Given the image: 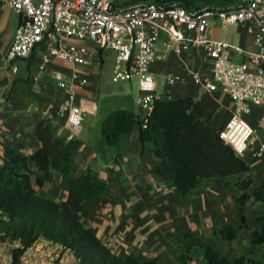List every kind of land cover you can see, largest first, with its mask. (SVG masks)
I'll return each mask as SVG.
<instances>
[{
	"label": "crops",
	"instance_id": "1",
	"mask_svg": "<svg viewBox=\"0 0 264 264\" xmlns=\"http://www.w3.org/2000/svg\"><path fill=\"white\" fill-rule=\"evenodd\" d=\"M17 24V16L2 7L0 166L5 148L16 150L24 156L40 148L34 137L35 122L39 120L54 128L55 137L68 141L65 139L67 130L64 120L57 113L67 91L57 87L54 76H61L67 82L69 66L51 61L45 65L44 70L39 71L40 59L33 52L30 58L17 61V71L12 73L3 61V54ZM230 28L223 32L216 25H211L208 36L214 40L237 44L246 50L253 49L252 38L243 29ZM162 51L159 47L160 56L163 55ZM88 57L91 61L89 67L78 69L79 76L86 80V84L74 88L76 103L83 101L88 112L80 133L73 139L76 147L70 165L78 175L87 171L95 173L98 179L106 183V190L99 204L88 206V214L82 226L92 230L117 258L132 257L139 263L155 260L156 264H179L177 257L189 242L192 243L189 252L191 264H207L203 258L206 247H210L220 258L245 257L261 262L264 244L252 243V234L262 227L258 219L259 206L253 204L252 200L240 203L242 191L236 184L245 177L250 178L251 185L243 191L250 195L264 183V162L253 160L249 150L238 156L249 167L247 175L203 180L186 197L181 196L170 181L154 173L159 160L153 156L149 144L141 143L138 121L133 122L130 134L121 136L114 146L109 147L103 143L101 125L110 114L125 110L142 120L144 111L135 105L137 85L134 96L123 92L122 88L113 87L119 83L111 82L112 53L95 52L94 47L88 45ZM186 62L201 75L209 74L208 62L200 54L192 52L186 57ZM149 71L156 85L155 92L164 96L160 99L190 98L198 103L197 118L201 122L217 130L226 125L234 109L232 99L219 90L203 92L201 87L190 80L173 56L158 59L149 67ZM167 73L178 74L180 82L173 86L166 85ZM131 82L124 83L132 85ZM263 112L264 105L250 106V115L246 120L255 126ZM38 176L37 166H32V182ZM33 186L39 197L55 202L66 200L67 189L54 171L49 173L42 187H35L34 182ZM226 227H237L235 238L225 239L219 235ZM62 259L65 264H78L67 252Z\"/></svg>",
	"mask_w": 264,
	"mask_h": 264
},
{
	"label": "built area",
	"instance_id": "2",
	"mask_svg": "<svg viewBox=\"0 0 264 264\" xmlns=\"http://www.w3.org/2000/svg\"><path fill=\"white\" fill-rule=\"evenodd\" d=\"M18 18L12 40L3 61L12 73L15 63L39 56L38 70L51 61L69 66L68 81L54 76L57 87L66 90V98L57 113L64 120L65 139L73 140L81 131L87 106L76 103L74 88L84 86L79 68L91 64L88 45L96 51L113 54L112 83L136 80L135 105L149 115L156 93L149 67L158 59L173 56L190 80L203 92L221 91L228 95L234 109L219 138L237 156L251 150L253 160L264 162V112L252 126L246 117L250 106L264 105V0H240L236 6L208 7L187 12L180 7H166L145 2L128 8L116 6V0H0ZM211 25L237 27L252 38L253 49L211 39ZM163 50L158 54V48ZM200 54L208 62L207 76L190 68L186 57ZM180 76L167 73L168 86L180 82ZM259 131L263 136H259ZM19 243L0 237V264H65L61 247L38 240L14 262Z\"/></svg>",
	"mask_w": 264,
	"mask_h": 264
},
{
	"label": "trees",
	"instance_id": "3",
	"mask_svg": "<svg viewBox=\"0 0 264 264\" xmlns=\"http://www.w3.org/2000/svg\"><path fill=\"white\" fill-rule=\"evenodd\" d=\"M166 7H180L187 12L198 0H143ZM116 6L119 7L116 3ZM120 8V7H119ZM202 10V9H201ZM198 103L190 98L182 100L157 99L149 115L142 120L130 111L118 110L101 125L102 141L114 146L118 139L131 132L134 121L139 122L138 136L142 144H149L153 156L159 160L154 173L171 182L181 196L186 197L203 180L226 179L247 175L248 165L226 145L214 126L197 118ZM34 137L40 148L29 156L5 148L0 166V237L17 241L14 262L38 240L56 244L62 252H69L78 264H156L155 260L139 263L135 258H117L102 244L92 230L82 226L88 206L97 205L106 190V183L92 171L76 174L70 158L76 147L73 140L55 137L54 128L42 120L35 122ZM37 166L39 176L34 185L40 188L54 171L67 189L63 202L39 197L33 186L31 167ZM252 183L248 177L237 182L242 191V204L252 200L259 206L262 227L252 234V243L264 244V183L248 195L243 193ZM237 227H226L219 232L225 239L236 237ZM188 238V236H186ZM189 242L177 257L179 264H191ZM203 258L207 264H264L245 257L220 258L206 247Z\"/></svg>",
	"mask_w": 264,
	"mask_h": 264
},
{
	"label": "rangeland",
	"instance_id": "4",
	"mask_svg": "<svg viewBox=\"0 0 264 264\" xmlns=\"http://www.w3.org/2000/svg\"><path fill=\"white\" fill-rule=\"evenodd\" d=\"M116 3L120 8H128V7H131L133 5H136L139 3H145V2L143 0H116ZM238 3H239V0H198L195 3L194 9L201 10V9H205L208 7H214V6H216V7H233V6H236ZM216 26L220 31H223V32L231 29L230 27L222 28L221 26H218V25H216ZM251 50L252 49H250V48L247 49V51H251ZM105 65H107V62H105ZM131 83H132V85H128L125 83L124 84L119 83L117 85L112 84V85L116 89L122 88L121 90L123 92H127L130 96H134L135 90H136V85H137L136 80H133ZM259 136H262L260 131H259ZM64 253L65 252L61 251V253H59V256L63 257ZM67 253H68V255H71L69 252H67Z\"/></svg>",
	"mask_w": 264,
	"mask_h": 264
}]
</instances>
